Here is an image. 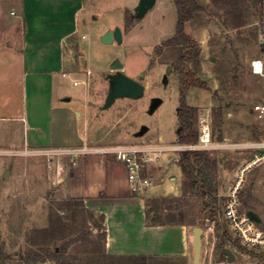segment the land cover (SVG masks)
<instances>
[{
    "label": "rangeland",
    "instance_id": "obj_1",
    "mask_svg": "<svg viewBox=\"0 0 264 264\" xmlns=\"http://www.w3.org/2000/svg\"><path fill=\"white\" fill-rule=\"evenodd\" d=\"M20 1L0 0V49L21 48L24 21L20 13L11 14L19 8ZM54 1L41 2L38 5L40 11L51 12L56 7ZM35 6L30 4V9L34 10ZM134 8L135 0H85V9L80 17L81 33L72 38L66 48L68 71L73 73L76 81L59 77L65 86L64 94L72 99L71 107L78 110L81 133L88 138L78 146L79 150L71 153L69 150L33 151L27 147H0V248L12 258L8 264H24L21 258L29 248L27 239L36 237L51 223L59 231L56 232L59 239L49 249L63 248L66 244L67 249L58 261L43 264H193V250L190 258H115L108 255L104 248V230L100 228L104 226L103 215L93 211L83 201L63 198L59 192L61 185L54 184L59 177V165L67 169L72 165L68 155L106 150L115 159L113 151L117 148L140 147L136 133L142 126L149 128V132L139 139L142 143L156 142L162 136L165 144H181L176 141L179 129L177 109L187 71L204 84V87L192 86L188 90L187 103L200 110L198 120L201 116H208L211 121L214 148L208 152L218 161L216 176L222 206L218 214L220 226L215 224L213 231L203 234L201 264H217L216 258L222 248H229L235 254L231 264H264V249L241 246L224 217L225 205L238 173L256 156H264V113L257 110V107H264V76L254 73L252 68L253 61L264 62V14L262 16L257 7H250L246 25L231 29L224 23L227 18L223 11L211 6L207 12L215 28L204 47L198 43L200 55L197 59L182 65L180 60L170 59L166 54L163 56L167 47H171L166 43L174 37L176 21L172 12L167 13L171 22L167 20L161 32L172 37L159 45L131 46L124 43L119 46L117 43L105 45L100 41L106 31L116 27H121L126 35L131 34L145 18L149 19L157 7L149 11L144 19L135 18ZM32 10L28 15L30 25L37 22ZM67 11L68 6L62 11L66 15L60 18V24L45 23L48 30L57 34L63 32L69 22ZM145 31L147 36L156 35L154 24L146 26ZM83 34L87 39L81 38ZM137 36L140 37V33ZM16 56L12 52L0 55L1 89L5 80L8 83L12 77V66L15 67L13 78H16L15 73L20 69V57L16 59ZM117 56L125 63L123 73H135L136 79L132 78L139 82L143 76L140 83L145 86V92L140 99H121L104 110L111 90L109 75L116 72L110 70V64ZM72 58L74 65H71ZM169 66L172 70L167 82H164ZM44 85L41 82L34 92L30 85V96L36 93L42 96ZM6 91L20 96V80L15 88L9 84ZM154 98H161L163 102L150 113ZM218 108L223 110L222 121H216L213 116V109ZM46 123L45 119L42 120L41 126H46ZM160 158L147 167L153 164L159 166L162 162ZM6 170L9 171L8 180L3 177ZM238 198L241 211L253 212L259 217L257 225L264 233V159L245 171ZM203 207L204 200L191 195L183 208L188 212L189 220L199 223L188 226L192 236L195 227L206 229L210 222L205 219L207 216L202 212ZM97 225H100L98 229ZM222 228L226 238L222 237ZM220 262L229 264L226 256H222Z\"/></svg>",
    "mask_w": 264,
    "mask_h": 264
},
{
    "label": "crops",
    "instance_id": "obj_2",
    "mask_svg": "<svg viewBox=\"0 0 264 264\" xmlns=\"http://www.w3.org/2000/svg\"><path fill=\"white\" fill-rule=\"evenodd\" d=\"M43 1L52 2L54 0H21L19 2V8L11 14L20 13L24 21L21 48L20 50L8 47L0 49L2 53L12 52L18 55L16 59L20 57V69L15 73L16 78H13L15 67L12 66L10 72L12 77L8 83L5 80L3 88H0V112L5 109V112L0 113V147H27L33 151L69 150L73 153L74 150H79L78 146L88 138H85L87 135L83 137L84 135L81 133L78 110L71 107V97L69 101L67 100L68 98L64 94L65 86L59 76L69 78L74 83L76 81L73 73L68 71V60L65 54L72 38L81 33L80 17L85 9V0L54 1L56 7H53L51 12L40 11L38 5ZM196 2L204 9L212 6V0H196ZM138 3L139 0H135V8ZM30 4L36 5L33 7L34 10L30 9ZM66 6H68L67 19L69 20L66 29L58 34L48 30L45 23L60 24V18L66 15L62 13ZM154 7L157 8L156 10H153L155 8L151 9L153 11L149 19L147 18L148 20L145 18L147 13L144 17L146 20L141 18L144 19L143 22L136 26L131 34L126 35L122 30L123 42L121 44L114 43L119 46L124 43L131 46L159 45L163 40L171 38L175 30L170 37L161 32L167 20L171 22V18L167 17L168 12L169 14L172 12L174 15L176 29L178 17L174 1L157 0ZM31 10L37 22L30 25L28 15H31ZM151 24L156 27L155 37L147 36L146 31L144 32L146 26ZM213 28L215 25L209 14L198 12L193 20L186 23L185 32L204 47ZM137 33H140L141 36L138 37ZM81 38L87 39V36L83 34ZM80 53L84 54L82 50ZM184 53L185 50L182 46H171L167 47L163 56L166 54L168 58L179 61ZM115 60H120L123 63L124 67L120 70L123 73L125 63L120 56L113 59L110 70ZM74 64L75 61L72 58L71 65ZM16 65L18 66V62ZM134 74L126 73L125 75L135 78ZM18 80H20V96L16 92H7L8 85L15 88ZM41 82L45 83V93L42 96L38 93L30 96L29 86L31 85L34 92L36 86H40ZM121 99H117L115 103ZM108 109L104 108V110ZM44 119L47 123L43 127L41 121ZM148 132L149 128L142 136H137L138 132L136 133L139 141L137 145L147 148H162L165 151L156 154L157 159L153 158L152 163H155L161 157L162 162L159 166L156 167L153 164L151 167H147L146 173L152 178L153 184L145 193L135 194L131 191L125 166L106 150L68 155L72 165L70 169L59 165L57 170L59 177L57 182L54 181V184L61 185L59 192L62 193L63 198L83 201L93 211L99 212L105 217V251L108 255L114 257L190 258L193 250V236L188 226H150L147 222L149 210L147 201H156L164 197H180L183 180L178 164L180 155L177 152L180 150L173 149L182 145L177 142L165 144L162 142V136L156 142H140L139 139ZM176 141H178V134ZM61 180L63 182L60 184Z\"/></svg>",
    "mask_w": 264,
    "mask_h": 264
},
{
    "label": "trees",
    "instance_id": "obj_3",
    "mask_svg": "<svg viewBox=\"0 0 264 264\" xmlns=\"http://www.w3.org/2000/svg\"><path fill=\"white\" fill-rule=\"evenodd\" d=\"M173 1L178 19L174 37L166 43V46L177 45L184 48L185 54L180 60L183 65L185 62L197 59L200 55L199 44L186 34L185 25L193 20L196 13L208 12L207 9L199 6L196 0ZM212 6L223 11L224 16L227 18L224 23L231 29H238L246 25L247 11L250 7H257L261 11L262 16L264 14V0H212ZM192 86L204 87V84L199 79L194 78L190 71H187L177 109L179 122L178 141L185 145L195 144L199 138L197 124L200 110L189 106L187 103V92ZM213 116L216 121H222L223 110L221 108L213 109ZM178 164L183 175L182 194L180 197H164L156 201L148 200V224L150 226L199 225L197 221L189 220L187 218L189 216L188 212L183 209L188 204V199L191 195H196L199 199L204 200L202 212L207 216L205 219L219 224L220 217L218 214L221 213L222 206L216 176L217 159L213 158L208 151L184 150L180 153ZM104 218L103 216V221ZM52 224L40 230L36 237L27 239L29 248L26 255L21 258L24 264H43L48 261H58L60 256L66 252L67 244L63 248L55 247L52 251L49 249L51 244L59 239L56 235V232L59 231L55 226L53 228ZM99 227L100 225H97L96 228L98 229ZM100 228L104 230L105 243V227L101 226ZM222 237L226 238V235L222 234ZM60 239L62 240L63 238ZM227 241L231 240L227 239ZM237 244V241H235L236 246H238ZM11 261L12 258L5 253L3 248H0V264H8Z\"/></svg>",
    "mask_w": 264,
    "mask_h": 264
},
{
    "label": "built area",
    "instance_id": "obj_4",
    "mask_svg": "<svg viewBox=\"0 0 264 264\" xmlns=\"http://www.w3.org/2000/svg\"><path fill=\"white\" fill-rule=\"evenodd\" d=\"M264 41V39H263ZM254 73L264 76V62L263 60H256L252 63ZM67 76V74H64ZM264 113V107H257ZM199 138L198 142L192 145H182L173 148L174 150H201L208 151L214 148L212 125L208 116H201L198 120ZM165 151L162 148H147V147H129L117 148L113 151L117 160L120 161L126 168L127 180L131 187V191L135 194L145 193L153 184V180L147 175V166L153 162V154L156 159V154ZM264 159L263 155L256 156L252 163L244 168L237 175V181L230 193V199L225 205L224 217L228 227L233 232L235 239L238 240L243 247L247 248H262L264 249V233L259 229L256 222L252 221L248 212H243L240 209V202L238 198V191L241 185L244 173L251 167L252 164H257ZM219 224L216 222H208L205 232L214 230V226ZM224 233L223 228L220 230Z\"/></svg>",
    "mask_w": 264,
    "mask_h": 264
},
{
    "label": "water",
    "instance_id": "obj_5",
    "mask_svg": "<svg viewBox=\"0 0 264 264\" xmlns=\"http://www.w3.org/2000/svg\"><path fill=\"white\" fill-rule=\"evenodd\" d=\"M157 0H139L138 5L136 6L134 13L135 18L141 19L146 16V14L154 8ZM100 41L103 44H113L117 42L121 44L123 42V31L120 27H116L114 30L106 31L101 37ZM124 67L123 63L120 60H115L111 65V70L118 71L116 74H111L109 79L111 80V90L108 94L105 109L110 108L117 99L121 98H130V99H140L145 92V86L137 80L130 78L124 73L120 72ZM172 67H168L166 75L164 76V82L167 81V77L170 74ZM69 101V98L67 99ZM163 100L161 98L152 99L149 112L153 113L157 108L162 104ZM148 131L147 126H142L141 130L137 133V136H142ZM9 177V171H6L4 174L5 180ZM249 218L259 223V217L253 212H248ZM204 234V229L202 227H195L193 229V252L194 259L193 264H201L202 258V237ZM222 256H226L227 262L229 264L233 263L236 256L232 250L229 248H223L219 255L216 258L217 264H224L220 262Z\"/></svg>",
    "mask_w": 264,
    "mask_h": 264
}]
</instances>
